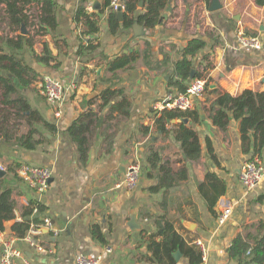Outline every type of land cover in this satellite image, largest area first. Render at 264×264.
<instances>
[{
  "label": "crops",
  "instance_id": "crops-1",
  "mask_svg": "<svg viewBox=\"0 0 264 264\" xmlns=\"http://www.w3.org/2000/svg\"><path fill=\"white\" fill-rule=\"evenodd\" d=\"M53 1L54 25L46 24L42 34L36 35L27 27L25 35L33 47H26L21 55L41 76L51 74L69 87L59 117L39 81L38 90H23L31 106L55 124L56 131L40 125L34 135L40 140L35 148L20 145L18 137L28 131L26 119L17 116L12 105L2 103L0 88V107L11 110L6 120L0 117V164L6 168L0 185L15 188L17 202L15 218L6 222L4 234L16 238L15 245L24 253L15 264H75L80 254L101 256L99 264H159L150 245L163 239L159 231L164 223H171L188 246L201 250L204 246L202 264H257L252 262L251 248L237 256L231 248L239 236L251 247L264 237V177L253 189L243 185L240 172L252 158L243 152L239 122L232 118L228 128L221 130L206 108L217 97L215 90L232 95L246 89L264 91V42L261 49H254L242 47L237 38L242 30L264 41V5L256 0H220L222 7L210 11V0H168L154 28H126L118 19L121 25L116 30L105 9L100 13L99 32L83 38L84 26L75 24L80 0ZM88 9L100 10L93 8V0ZM146 9V4H139L136 13ZM9 32L12 37L20 33L10 28ZM194 38L206 42L194 57L188 56L209 84L194 108L200 118L172 119L166 123L168 132H163L153 104L179 91L171 78ZM89 39L96 47L81 51ZM46 44L56 57L50 66L34 58ZM120 57L131 58L132 64L110 70V61ZM109 90L116 95L106 101ZM84 122L86 160L69 133ZM180 122L199 133L202 154L198 160H187L175 138L173 128ZM153 150H159L174 169L176 184L169 190H151L158 184L157 170L151 175L148 165ZM134 161L142 164L137 185L118 186ZM23 162L52 169L43 194L13 172ZM216 196L213 213L210 203ZM27 200L41 206L26 218L31 227L41 225L44 216L53 221L55 232L40 226L41 233L34 236L46 251L26 239L29 231L24 237L13 232V225L25 219ZM227 208L231 213L221 222ZM176 262L191 264L183 252Z\"/></svg>",
  "mask_w": 264,
  "mask_h": 264
},
{
  "label": "trees",
  "instance_id": "trees-1",
  "mask_svg": "<svg viewBox=\"0 0 264 264\" xmlns=\"http://www.w3.org/2000/svg\"><path fill=\"white\" fill-rule=\"evenodd\" d=\"M114 0H99L101 3L100 10L90 12L88 4L90 0H80L75 15L76 26H84L83 38L95 35L100 30V13L103 10H109V20L113 30H116L121 24L126 28H135L136 25L150 29L154 28L160 20L161 11L166 7L168 0H123L124 20L120 24L116 15V10L112 6ZM146 4L147 9L141 14H137L140 2ZM209 2V0H205ZM5 4L7 26L12 31L20 33L12 37L8 33L0 37V88H2V103L12 105L13 112L17 116L26 119L28 126L27 133L18 137V142L23 147L33 149L40 142L34 138L36 132L40 131L38 126L43 125L51 132L56 131V125L44 119L41 113L33 108L23 93L24 89L38 90L35 84L42 80L43 76L37 70L29 65L22 57V51L26 47H33L30 38L21 33L23 27H30L32 24L29 15L25 12L28 5L32 3L41 6V14L38 16L40 28L36 34H42L46 29V24L53 26V11L55 2L53 0H0ZM257 5H264V0H256ZM206 46V42L199 38L189 41L184 50V57L179 60L174 68L171 84L185 91L192 70L195 69L193 60L188 56L194 57L199 50ZM96 47L93 41L89 39L88 45L83 46V50H92ZM35 60L47 66L52 65L56 57L52 54L49 46L44 45L41 53H34ZM132 64L131 58L120 57L110 61L109 68L112 71L125 69ZM53 66H56L55 64ZM11 74V75H10ZM195 77H202V73L196 71ZM18 84V85H17ZM209 84H207L208 88ZM217 97L206 108L209 118L213 124L221 130H226L232 118L239 122L243 152L250 155V158L259 156L264 159V91L246 89L238 95H232L228 92L215 90ZM104 98L111 100L115 91L109 90ZM10 109L0 107V117L6 120L10 117ZM156 123L163 132H168L166 123L172 119L193 118L198 121L200 118L198 110L191 111H160L156 113ZM87 124H76L69 129V133L79 142V151L83 160L87 157V141L84 136ZM173 131L175 138L181 142L184 156L187 160H198L201 157V142L198 131L192 126L180 122L174 126ZM80 137V138H79ZM148 165L151 169V175L157 170L158 184L151 187L152 191L169 190L175 186L176 181L173 177V167L169 160H163L159 150H153L148 156ZM186 176V174L184 175ZM210 176V175H209ZM1 181V179H0ZM15 188H3L0 185V231L6 229V222L15 218V209L17 202L14 197ZM218 197L216 196L210 203V210L216 213L214 207L217 205ZM34 209H41V206L32 200L30 205L23 209L22 221H17L12 229L19 236L24 237L31 228V221L26 218L33 214ZM159 234L163 236L161 241H154L151 245L153 256L159 264H177L174 254L181 251L188 255L191 264H202L203 252L194 246H188L185 239L173 227L171 223H164ZM251 248V249H250ZM253 254L252 262L264 264V237L257 241L253 247L238 237L231 248L233 256L241 255L247 250Z\"/></svg>",
  "mask_w": 264,
  "mask_h": 264
},
{
  "label": "built area",
  "instance_id": "built-area-1",
  "mask_svg": "<svg viewBox=\"0 0 264 264\" xmlns=\"http://www.w3.org/2000/svg\"><path fill=\"white\" fill-rule=\"evenodd\" d=\"M35 6L36 4L32 3L30 6ZM28 9L25 12L29 15L31 22L29 30L32 33H35L40 28V23L38 16L41 14V6L36 5V11L32 8ZM112 6L115 10L121 8L125 9L123 0H114ZM238 42L242 47L261 49L263 47V39L256 35H247L244 31H239L238 33ZM208 81L202 77H195L193 80H190L188 83L187 89L185 91H178L176 93H170L164 98L158 100L153 104V109L156 112L160 111H188L194 109L197 101L200 100L206 89ZM40 87L43 95L45 96L47 102L54 107L55 114L59 117L62 114L63 105L66 98V93L69 87L57 77L51 74L43 75L42 80L40 81ZM6 168L0 164V171H5ZM13 172L23 181H25L30 188H32L37 194H43L49 187L51 178L53 176V171L49 167L45 166H35L29 163H19L14 166ZM142 173V164L140 161H134L130 163L125 178L118 186H125L126 188H133L137 185L139 177ZM264 177V162L258 156L252 160L247 161L240 172V179L243 185L248 189H253L256 187ZM30 205V201H26ZM38 211V209H34ZM230 209L223 211L220 221L224 222L230 215ZM42 226L49 231H54L53 221L51 217L44 216L41 220V225H33L26 239L32 244H36L37 248L41 251H46L44 245L38 243L34 238L35 235L41 233ZM16 238L7 237L4 234V231H0V249H1V264H15L17 258H22L24 256L23 251L15 245ZM202 244V243H200ZM202 246L203 259H205L206 249ZM101 261V256H91L88 254H80L76 257L75 264H99Z\"/></svg>",
  "mask_w": 264,
  "mask_h": 264
},
{
  "label": "water",
  "instance_id": "water-1",
  "mask_svg": "<svg viewBox=\"0 0 264 264\" xmlns=\"http://www.w3.org/2000/svg\"><path fill=\"white\" fill-rule=\"evenodd\" d=\"M140 6L143 7L144 6V2L141 1L140 2ZM222 7V4L220 2V0H210V3H209V10L210 11H215V10H219L220 8ZM93 8L94 9H100L101 8V3L99 2V0H93ZM116 15L118 17V19L120 21H123L124 20V12L121 8H119L117 11H116ZM138 25H136L135 27H137ZM22 32L25 34L26 33V28L23 27L22 29ZM195 73H196V70H192L191 72V76L188 80H186V84H188L190 82V80H193L195 78ZM183 121H187V119L183 118L182 119ZM176 120H174L175 122ZM5 173L4 171H0V176ZM176 260H180V257H181V252L180 251H177L175 254H174Z\"/></svg>",
  "mask_w": 264,
  "mask_h": 264
},
{
  "label": "rangeland",
  "instance_id": "rangeland-1",
  "mask_svg": "<svg viewBox=\"0 0 264 264\" xmlns=\"http://www.w3.org/2000/svg\"><path fill=\"white\" fill-rule=\"evenodd\" d=\"M5 8H6L5 4L0 2V32H5V33H8L10 35L9 28L7 26ZM31 8L36 11L37 7H36V5L35 6L32 5V6H30V9ZM28 28H29V30H32L30 27H28ZM5 33L3 34L4 36L6 35ZM36 33L37 32L33 33L32 35H36ZM3 35H2V37H3ZM0 42H1V40H0Z\"/></svg>",
  "mask_w": 264,
  "mask_h": 264
}]
</instances>
